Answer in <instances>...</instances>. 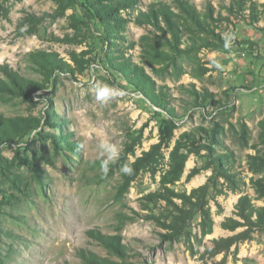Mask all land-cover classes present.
Masks as SVG:
<instances>
[{
    "label": "rangeland",
    "instance_id": "rangeland-1",
    "mask_svg": "<svg viewBox=\"0 0 264 264\" xmlns=\"http://www.w3.org/2000/svg\"><path fill=\"white\" fill-rule=\"evenodd\" d=\"M173 1L137 0L133 9L120 11L127 22L114 35L104 33L96 20L86 19L73 6L55 20L45 18L35 34L18 35L16 23L23 11L54 14L55 0H18L9 19H0V66L41 82L38 66L28 61L30 52L56 54L69 65V70L55 72L33 92L32 101L0 92V115L39 120L23 138L0 146L1 264H88V259L204 264L202 254L213 240L242 230L221 228L225 219H235L241 196L264 206L251 185L260 174L250 166V156L263 150L258 125L264 118V0H248L233 14L225 9L231 0H190L200 14L210 5L214 16L222 17L216 30L222 48L150 59L140 39L153 37L154 29L137 25L134 19L153 4L176 11ZM155 35L160 41V32ZM73 55L83 68L76 67ZM122 62L143 69L154 84L152 93L168 95L170 106L152 102L147 92L119 72ZM0 80L8 81L1 73ZM168 121L174 125L169 138L162 134ZM242 124L248 128L245 141ZM185 133L210 150L190 153L181 179L166 184L168 189L189 196L215 175L213 163L219 155L223 170L236 181L235 191L221 178L217 187L222 192L208 191L204 202L209 234H204L207 226L198 210L173 232V217L191 206L178 198L171 203L150 198L160 190L174 148L179 146L183 153L194 149L182 138ZM154 145L159 146L158 154L148 164L135 166ZM193 169L198 173L188 179ZM108 243L123 248L124 256ZM230 252L226 264H264V234L254 233L252 240L239 243L236 260Z\"/></svg>",
    "mask_w": 264,
    "mask_h": 264
},
{
    "label": "trees",
    "instance_id": "trees-1",
    "mask_svg": "<svg viewBox=\"0 0 264 264\" xmlns=\"http://www.w3.org/2000/svg\"><path fill=\"white\" fill-rule=\"evenodd\" d=\"M18 0H0V19L8 20L11 13L12 6ZM248 0H231V5L225 7L229 14H233L234 11H242ZM250 3V1H248ZM56 9L54 14H44L37 16L35 13H27L23 11V16L17 20L16 30L18 35H31L35 34L36 29L45 18L55 20L57 17L63 16L65 9L70 6L78 7L83 12L84 17L89 20H96L103 28L104 33L108 35H114L119 31H122L126 19H123L120 15V11L133 9L137 6V0H55ZM173 11L171 7L166 4L149 5L145 12H139L135 17L134 22L137 25L150 26L154 29L153 37L142 36L141 47L147 53L150 59L155 60H169L179 58L184 55L192 56L195 55L201 49H218L222 48L220 39L216 30L222 17L218 15L215 17L210 5L207 6V11L204 14H200L190 0H174ZM251 6V4H250ZM72 19L80 22L75 17ZM25 29L26 31H21ZM155 31L160 32V41L155 35ZM28 61L35 66H38V74L42 77V81H34L25 79L19 76L7 65L0 66V73L5 76L7 82L0 80V92L9 93L15 96L22 97L28 101L31 100V94L33 92L41 90L40 88L43 83H46L52 78L55 72H64L69 70V65L62 62V60L56 58V54L46 53L41 51L30 52L27 55ZM73 61L76 63V67L83 68L82 61L77 59L75 55L72 56ZM118 71L122 72L132 82L141 87L144 92L148 93V97L158 105L163 107L170 106V97L164 95L162 92L157 94L152 93L154 86L153 82L148 78L143 69L131 64L128 65L126 62L118 64ZM203 71V70H202ZM205 97H210V94H205ZM160 102V103H159ZM211 103L214 101L211 99ZM39 120L29 117H15L6 118L0 115V146L4 144H12L16 140L23 138L30 130L37 127ZM164 129L162 134L171 136L173 123L168 121L164 123ZM259 133L258 141L262 145L263 150L258 151L257 155L250 156V166L255 174H260V177L251 179V185L254 188L257 200L264 201V118L259 122ZM241 137L242 140H246L248 135V128L245 124L241 125ZM169 133V135H168ZM164 135V136H165ZM183 137H186L190 142L192 148L188 149L187 153L180 152L179 146L175 147L170 153V164L169 170L161 179L160 190L150 195L152 199H162L169 203L172 202V198L181 199L183 205L191 206L190 210L183 211L180 209L177 216L173 217L172 225L170 229L173 232L181 230V224H186L188 219H191L193 210H198L203 219L204 234L210 232V216L207 210H205L206 203L204 202L205 197L209 190H214L217 193L222 191L217 187V179L221 178L230 185L229 190L235 191L236 188L233 185L235 177L231 175L229 170H223L222 158L219 155V160H214V176L210 177L208 181L198 189L192 190L189 196L185 194H175L174 191L168 189L166 184H173L178 182L184 171V164L190 153H198L202 148L210 150L207 146L197 145L195 136L192 134L185 133ZM165 139L162 137V140ZM68 144V143H66ZM159 146L154 145L150 152L143 153V156L136 159L135 166H143L149 163L154 153L158 154ZM1 159V157H0ZM1 162V160H0ZM144 163V164H143ZM1 164V163H0ZM198 173L197 169H193L188 174V179ZM35 174L41 177L38 169L35 170ZM196 201L193 203V199ZM173 204V203H172ZM174 206V204H173ZM234 218H227L221 223V228L235 232L237 229L242 230L232 236L226 238H219L212 241L211 248H205L202 254V261L204 264H226L227 256L232 247H234L233 255L234 260L238 252V244L252 240L254 233L264 234V206H256L251 202V199L247 196H241L236 205ZM208 229V230H207ZM206 230V231H205ZM107 245V244H106ZM108 247L113 248L117 254L124 256L125 251L118 244L108 243ZM218 255H222L219 261L214 258ZM205 260V261H204ZM236 263V261H235ZM234 263V264H235ZM1 264V263H0ZM88 264H115L110 261H97L88 259ZM128 264V263H121Z\"/></svg>",
    "mask_w": 264,
    "mask_h": 264
}]
</instances>
